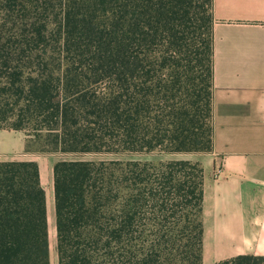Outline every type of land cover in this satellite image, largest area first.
Here are the masks:
<instances>
[{"label":"trees","instance_id":"trees-1","mask_svg":"<svg viewBox=\"0 0 264 264\" xmlns=\"http://www.w3.org/2000/svg\"><path fill=\"white\" fill-rule=\"evenodd\" d=\"M212 3L0 0V130L32 153L210 152ZM52 174L57 264H202L199 163L59 160ZM0 264H50L34 161H0Z\"/></svg>","mask_w":264,"mask_h":264},{"label":"crops","instance_id":"crops-1","mask_svg":"<svg viewBox=\"0 0 264 264\" xmlns=\"http://www.w3.org/2000/svg\"><path fill=\"white\" fill-rule=\"evenodd\" d=\"M212 18V148L186 159L203 170L202 264L264 258V0H213ZM26 138L0 130V161L36 162L40 183L45 166L53 190L57 160Z\"/></svg>","mask_w":264,"mask_h":264},{"label":"rangeland","instance_id":"rangeland-1","mask_svg":"<svg viewBox=\"0 0 264 264\" xmlns=\"http://www.w3.org/2000/svg\"><path fill=\"white\" fill-rule=\"evenodd\" d=\"M209 35L202 34L201 36V42L203 40H207ZM203 129H206V126L203 127ZM202 129V130H203ZM44 140V139H43ZM42 140V141H43ZM48 141V148H51L52 143L50 142V139H47ZM34 148H39V143H34ZM208 152H189V153H176V154H137L132 157H123L118 158L113 155H70V154H61V153H40L37 152L34 154V156L37 157V155H41L39 159H42L43 163H46L49 160H138V161H165V160H180L187 158H193V156L201 157L202 155L206 154ZM43 157V158H42ZM41 184L44 188V191L46 193V216H47V226H48V240H49V246H50V264H57V255H56V234H55V216H54V199H53V190L51 185V180L49 176L46 173V167L42 166V179Z\"/></svg>","mask_w":264,"mask_h":264},{"label":"built area","instance_id":"built-area-1","mask_svg":"<svg viewBox=\"0 0 264 264\" xmlns=\"http://www.w3.org/2000/svg\"><path fill=\"white\" fill-rule=\"evenodd\" d=\"M220 171V170H219Z\"/></svg>","mask_w":264,"mask_h":264}]
</instances>
